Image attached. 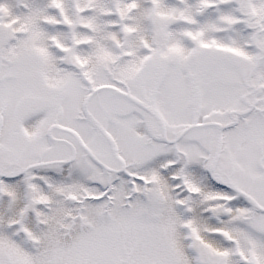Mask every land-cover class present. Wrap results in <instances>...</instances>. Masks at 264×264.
Segmentation results:
<instances>
[{
  "label": "snow or ice",
  "instance_id": "1",
  "mask_svg": "<svg viewBox=\"0 0 264 264\" xmlns=\"http://www.w3.org/2000/svg\"><path fill=\"white\" fill-rule=\"evenodd\" d=\"M0 264H264V0H0Z\"/></svg>",
  "mask_w": 264,
  "mask_h": 264
}]
</instances>
